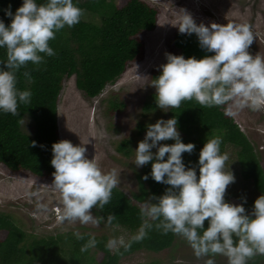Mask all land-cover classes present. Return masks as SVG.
<instances>
[{"label":"clouds","instance_id":"1","mask_svg":"<svg viewBox=\"0 0 264 264\" xmlns=\"http://www.w3.org/2000/svg\"><path fill=\"white\" fill-rule=\"evenodd\" d=\"M82 13L79 0H22L14 12L10 6L4 9V15L11 19L7 26L0 19V48L6 50L4 66L0 67V112L16 116L18 105L30 102V90L17 86V71L28 62L38 65L45 56L55 55L49 40L56 31L78 23ZM177 26L181 33H194L199 47L212 54L185 58L166 53V62L159 66L160 72L151 83L158 108H176L182 100L194 99L206 107L231 100L236 108L264 110V55L248 51L254 37L249 23L210 22L206 26L197 24L182 9ZM23 76L31 79L27 70ZM168 139L173 142L158 144ZM221 142L220 135L206 138L199 150L197 174L196 167H186L183 162L182 153H191L194 144L182 141L176 116L147 124L134 149V164L139 167L151 161L150 173L141 179L150 175L169 187L145 200L140 208L142 222L127 241L109 237L105 247L114 252L121 247L127 250L155 227L182 237L195 257H205L204 264H215L213 257L217 254L225 256L227 264H247L254 255L264 254V193L254 199L248 212L242 203L224 199L226 186L235 177L225 167L228 153L221 151ZM30 143L36 145L35 140ZM86 151L83 142L60 139L51 144L54 171L50 186L61 200L57 219L92 225L103 220L110 224L113 214L105 218L93 215L90 209H102L109 201L111 190L118 184V170L103 169L95 155L88 158ZM96 242L89 236L80 251L94 247Z\"/></svg>","mask_w":264,"mask_h":264},{"label":"trees","instance_id":"2","mask_svg":"<svg viewBox=\"0 0 264 264\" xmlns=\"http://www.w3.org/2000/svg\"><path fill=\"white\" fill-rule=\"evenodd\" d=\"M21 2L0 0V19L6 26L11 17L4 15V9L10 6L14 12ZM79 7L83 9L80 21L70 28L65 26L56 31L54 38L49 40L55 55L45 56L38 65L28 62L17 71V86L21 90H30V102L19 104L16 116L0 112V164L12 171L28 170L39 177L53 179L51 144L60 140L57 107L64 79L74 75L76 86L86 96L98 95L107 83L115 81L126 70L129 62L143 57L145 44L142 34L153 29L157 23L158 9L147 0H79ZM85 12L90 18H84ZM177 24L173 28L171 44L180 54L185 58L212 54L199 47L194 33L179 32ZM5 59L6 50L0 48V67L4 66L2 61ZM162 63L165 62L150 68L152 79L159 74ZM25 70L31 79L23 76ZM229 101L206 107L194 99L182 100L179 107L168 109L169 117L176 116L182 141L194 144L191 153H182L183 162L186 167H196L198 174L200 148L207 137L220 135L221 151L224 152L227 144L234 145L241 176L250 180L258 192L264 193V169L251 141L225 108ZM121 106V102L112 101L110 111ZM157 108L155 92H150L142 109L151 112ZM24 116L33 121L31 134L22 129ZM33 140L36 141L35 146L30 143ZM172 142L171 139L166 141ZM117 148L128 154V139L124 138ZM150 170L151 161L144 164L137 174L138 191L132 196L115 186L102 209L93 206L95 215L106 218L108 214H113L111 225L136 232L142 222L138 200L143 201L146 195L159 196L169 187L150 175L141 179ZM232 197L242 201L246 212L254 201L243 200L227 185L224 199L231 202ZM204 226L207 227V219ZM78 235L79 239L77 235L65 232L50 235L28 233L8 213L0 212V264H118L122 257L141 249L159 251L170 247L176 237V234H165L153 227L143 239L132 242L127 250L121 247L114 252L105 247L108 237L104 233L83 231ZM89 236L97 242L94 247L81 252V246Z\"/></svg>","mask_w":264,"mask_h":264},{"label":"rangeland","instance_id":"3","mask_svg":"<svg viewBox=\"0 0 264 264\" xmlns=\"http://www.w3.org/2000/svg\"><path fill=\"white\" fill-rule=\"evenodd\" d=\"M158 9L156 26L142 34L145 44L141 59L131 61L126 70L113 82L105 85L101 93L88 97L75 83V76L66 77L60 91L57 107L58 131L60 139H68L73 144L84 143L88 158L95 155L103 169L116 168L119 174L118 186L129 195L138 191V177L142 166L134 164V149L145 134L147 124L157 118H169L168 109L157 108L144 112L142 105L150 92V68L166 62V53L180 54L172 46L173 28L178 23L182 9L191 14L197 23L206 26L210 22H247L254 33L248 51L264 55V0H147ZM84 18H90L84 13ZM112 101L122 103L121 107L110 111ZM225 108L234 118L240 129L251 141L264 169V110L253 111L247 107L236 108L229 101ZM22 129L32 133L34 124L29 116H24ZM179 132V131H178ZM128 139L129 153L118 150V144ZM167 140L158 141L166 143ZM155 148L152 149L155 152ZM228 153L225 167H229L235 180L228 184L243 200L255 199L258 192L250 180L241 176L237 161L236 147L227 144ZM52 179L39 177L28 170L12 171L0 164V212L11 218L28 233L50 235L69 233L77 235L83 231L93 234H106L109 237H122L127 240L134 231L120 225L101 221L97 225L81 224L78 221H59L61 200L59 193L50 184ZM138 203L143 206L145 200ZM232 203H242L237 197ZM243 204V203H242ZM253 202L250 204V209ZM90 211L95 215L93 207ZM92 252V251H91ZM215 264H227V258L217 254ZM205 257L197 258L188 243L176 235L170 247L159 251L141 249L121 258L118 264H204ZM247 264H264V254H256Z\"/></svg>","mask_w":264,"mask_h":264}]
</instances>
